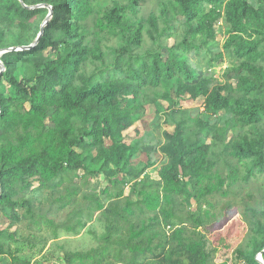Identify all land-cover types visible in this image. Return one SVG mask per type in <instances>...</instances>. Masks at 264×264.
I'll use <instances>...</instances> for the list:
<instances>
[{
	"label": "trees",
	"instance_id": "obj_1",
	"mask_svg": "<svg viewBox=\"0 0 264 264\" xmlns=\"http://www.w3.org/2000/svg\"><path fill=\"white\" fill-rule=\"evenodd\" d=\"M145 1L113 0L97 8V0H0V49L28 46L38 37L49 8L27 6L48 4L54 10L36 46L1 56L6 69L0 76V211L11 223L47 225L54 238L62 226L79 234L97 217L104 221L105 240L88 251L65 252V264H144L139 260L148 255L158 264H209L207 234L194 238L173 225L186 218L201 225L207 220L202 231L211 233L214 213L204 208L212 204L207 198L250 188L256 199L247 207L239 254L246 264H262L257 258L262 253L264 259V0H161L147 17ZM219 21L223 49L235 60V84L214 83L189 58L194 53L208 64L223 58L212 49ZM158 42L168 48L166 59ZM110 53L114 62L108 68ZM20 66L31 72L27 80L18 78ZM186 95L202 98L209 113L231 112L237 130L231 143L226 125H213L182 105ZM162 101L168 102L164 121L174 129L163 131L159 150L165 161L155 179L133 162L135 147L125 132L145 117L148 105ZM102 177L101 195L83 193L84 203H78L83 186ZM45 190L52 196L47 211L74 206L68 221L56 224L39 199L28 197ZM192 198L194 210L186 205ZM227 237L216 239L213 250L226 252ZM14 239L15 232L0 227V254L16 264L17 250L7 248Z\"/></svg>",
	"mask_w": 264,
	"mask_h": 264
},
{
	"label": "rangeland",
	"instance_id": "obj_2",
	"mask_svg": "<svg viewBox=\"0 0 264 264\" xmlns=\"http://www.w3.org/2000/svg\"><path fill=\"white\" fill-rule=\"evenodd\" d=\"M113 0H97V8L104 7L106 5L112 4ZM161 0H146L142 5V13L145 17L157 10ZM255 5L258 4L257 0H250ZM219 21L216 24V29L218 32L217 42L212 47L215 52H222L223 58L219 61L208 64L205 60H201L194 53L189 55V58L195 68H197L200 75H209L212 77L214 83H225L230 82L232 84L236 83V74L233 73L230 68L235 64L234 58L228 53V51L223 49V43L225 40L224 27ZM149 42V38L146 39ZM159 49L161 50L163 57L166 59L168 55V48L158 42ZM174 44L173 38L167 40V45L171 47ZM46 54L56 57V52L51 49L46 50ZM209 55L206 56V60ZM108 65L110 68L111 64L114 62L113 53L108 54ZM17 76L19 79L27 80L31 76L30 71H26L21 66L17 71ZM176 81H173V85ZM128 105H133V100L131 95H127ZM160 105L157 106L148 105L145 117L142 120L136 122V124L125 132V137L128 143H131L135 148L133 152V162L145 168L146 171L151 174L155 179L159 178L158 169L164 163L165 157L159 150L160 145L164 142L163 131L168 129L172 131L174 126L169 124L166 125L163 116L164 109L168 107V102L162 101ZM181 103L183 106L188 108H193V114H201L202 117L207 118L213 125L223 126L226 125L227 129V141L231 143L237 130L236 122L230 111H220L217 114L209 113L204 109L203 99H192L189 95L181 97ZM125 103L122 104V106ZM161 114L158 115L157 111ZM140 129L138 133H136ZM203 140L210 141L208 138H202ZM109 143V142H108ZM37 188L42 189L35 183ZM104 186V178L93 179L88 187L83 186L82 194L79 195L77 202L81 205L84 203L83 193L94 192L97 195H101L100 190ZM130 197L133 200H137L139 196L136 191L130 188ZM51 193L47 190L42 193H31L28 197L39 199L38 203L42 205L43 210L47 212V216L53 218L56 224L64 223L68 221L70 217V212H72L74 206H69L63 210H49L51 206L50 195ZM103 197V196H102ZM207 199L212 203H204V208L210 207L211 213H214L213 219L209 222L213 225L210 227V232L203 229V225L207 224V220H202L203 223H195L193 219L186 218L183 222L177 221L173 226L175 227H185L186 234L199 238L201 232L206 233L209 238V247L212 250L211 259L209 264H246L243 258L239 254V243L243 239L244 231L247 229V218L249 214L248 205H253L256 199L255 192L250 188L235 189L228 197L224 198L219 195L209 196ZM187 208L194 210L197 202L194 198L187 202ZM20 213L23 210L20 209ZM2 224V223H1ZM15 230V241L9 240L8 245L11 251L13 249L17 250V259H19L16 264H65V252H78V251H88L92 248L98 247L106 238V228L104 227V221H99L94 219L88 222L87 226L80 230L79 234L69 233L62 228L59 230L58 238H54L52 235L51 228L47 225L41 227L30 226L28 220L22 219L20 222L16 223ZM159 228L165 233V226L161 225ZM170 231V230H169ZM168 231V232H169ZM167 232V234H168ZM243 232V235H241ZM216 235H214V234ZM166 234V235H167ZM227 240L231 243V247L226 251H214L213 248L216 247L214 242L221 240L225 235H229ZM241 235L242 238H238ZM165 240V236L162 238ZM223 247V245H222ZM162 249L156 251V254H160ZM3 257V256H2ZM1 259V258H0ZM5 259V260H3ZM15 263V262H14ZM11 255H6L0 260V264H14ZM139 263L144 264H158L155 258L148 255L147 258L139 260ZM79 264V263H77Z\"/></svg>",
	"mask_w": 264,
	"mask_h": 264
},
{
	"label": "water",
	"instance_id": "obj_3",
	"mask_svg": "<svg viewBox=\"0 0 264 264\" xmlns=\"http://www.w3.org/2000/svg\"><path fill=\"white\" fill-rule=\"evenodd\" d=\"M22 3L23 0H20ZM27 6V5H26ZM28 8L30 9H34V8H38V7H47L49 8V14L47 15L45 21L42 23L41 25V30H40V33L38 34V37L36 38V40L31 44V45H28V46H19V47H10V48H7V49H0V76H2L3 72L5 71V66H4V63L3 61L1 60V56L5 53V52H8V51H16V50H28V49H31L33 48L34 46H36L39 41H40V38L42 37V35L44 34V31H45V26L48 24V22L51 20V18L53 17V7L52 5H48V4H38V5H34V6H27ZM0 193H1V187H0ZM259 260V262H261L262 264H264V259L262 257V253L258 256L257 258Z\"/></svg>",
	"mask_w": 264,
	"mask_h": 264
},
{
	"label": "crops",
	"instance_id": "obj_4",
	"mask_svg": "<svg viewBox=\"0 0 264 264\" xmlns=\"http://www.w3.org/2000/svg\"><path fill=\"white\" fill-rule=\"evenodd\" d=\"M2 223V224H1ZM16 223H18V222H13V223H11L10 221H9V219L6 217V216H4L3 214H2V212L0 211V227H8L9 228V231L10 232H15V230H14V228L17 226L16 225ZM14 240H16V238L14 239ZM7 248L9 249V250H11L9 247V245H8V243H7ZM14 251H15V249H13ZM16 254H17V252H16ZM18 255V254H17ZM5 257L6 255H2V254H0V258L2 259L3 257ZM0 259V260H1ZM3 260H5V259H3Z\"/></svg>",
	"mask_w": 264,
	"mask_h": 264
}]
</instances>
